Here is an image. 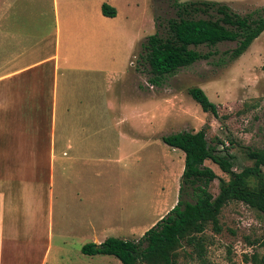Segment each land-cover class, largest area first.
Returning a JSON list of instances; mask_svg holds the SVG:
<instances>
[{
    "label": "rangeland",
    "instance_id": "rangeland-1",
    "mask_svg": "<svg viewBox=\"0 0 264 264\" xmlns=\"http://www.w3.org/2000/svg\"><path fill=\"white\" fill-rule=\"evenodd\" d=\"M186 1L190 0H132L130 7L125 2L119 4L121 17L129 16L123 22L128 32L142 36L130 54L108 52L110 38L106 34L102 37L104 51H97V59L108 65L112 54L119 61L125 60V55L127 63L128 59L133 61L135 84L143 90L137 102L115 106L121 94L118 78L107 80L96 73L80 83L78 75L70 72L64 82L61 65L57 75L51 63L33 70L42 72L41 83L33 87L41 99L30 101L31 117L23 112V104L16 109L10 141L14 142L16 167L25 162L27 175L37 184L34 191L41 194L42 207L33 228V239L38 240L32 255H48L47 264H121L111 255L83 254L81 247L93 240L87 236L95 230L136 241L176 204L184 153L165 144L163 135L204 129L209 144L234 155L236 171L253 164L247 157L248 149L264 146V31L234 60L229 54L235 42L203 46L201 51L215 53L166 75L159 85L150 82L142 43L153 33L164 35L167 20L176 17L175 4ZM212 1L225 3L243 16L264 9V0ZM32 6L33 13L40 7L47 14L41 20L33 15L30 28L48 37L46 45L32 56L54 52L52 0H33ZM121 23L113 28L120 30ZM121 37L120 32L113 34L116 43H121ZM28 46L33 48L36 43L29 40ZM116 67L122 70V65ZM191 86L204 90L216 104L217 116L204 112L190 97L187 89ZM64 91L70 95L63 100ZM84 92L90 94L89 103L77 98ZM68 135L74 141L86 137L91 145L88 156L71 159L67 151L63 160H52L50 153L54 148L57 154L58 148L53 140L59 142ZM132 135L136 141L131 140ZM6 140V133L0 131V145ZM204 165L217 175L209 185L216 195L219 178L228 179V175L210 160ZM219 221L221 232L215 233L209 226L202 234L211 264H254L251 255L263 250L259 239L264 236V214L233 201L222 208ZM195 255L193 247L184 246L177 264H198Z\"/></svg>",
    "mask_w": 264,
    "mask_h": 264
},
{
    "label": "trees",
    "instance_id": "trees-1",
    "mask_svg": "<svg viewBox=\"0 0 264 264\" xmlns=\"http://www.w3.org/2000/svg\"><path fill=\"white\" fill-rule=\"evenodd\" d=\"M175 8L176 17L167 20L166 33H153L142 43L151 74L149 80L156 85L166 75L215 53L203 52L200 47L235 42L229 54V59L234 60L264 31V14L259 13H264V9L243 16L227 4L212 0L176 3ZM101 13L113 17L116 9L103 2ZM187 93L204 112L218 115L216 104L208 99L202 88L191 86ZM161 140L184 153L176 204L138 240L108 236L100 243H85L81 247L83 254L111 255L121 264H177L184 246H191L198 264H211L205 255L202 234L209 226L215 233L221 232L219 216L225 205L242 202L264 214V146L248 149L247 157L253 164L236 171L234 155L209 144L204 129L163 135ZM206 160L228 175V179L219 178L216 195L211 193L209 185L217 175L204 165ZM259 246L262 252L253 253L250 258L254 264H264V236L259 239Z\"/></svg>",
    "mask_w": 264,
    "mask_h": 264
},
{
    "label": "crops",
    "instance_id": "crops-1",
    "mask_svg": "<svg viewBox=\"0 0 264 264\" xmlns=\"http://www.w3.org/2000/svg\"><path fill=\"white\" fill-rule=\"evenodd\" d=\"M32 2L33 0H0V131L7 135V140L0 145V264H47L48 255H32L33 246L38 240L33 239V228L38 224V212L42 207L41 194L34 191L37 184L32 180V175H27L25 162L16 167L14 142L10 141V135L13 136L15 129L16 109L23 104V112L26 111L31 117L33 110L30 101L41 99L33 91V87L41 83L42 72L33 70L51 63L56 75L61 65L64 76L70 72L77 74V81L80 83L88 82L96 73L107 80L118 78L121 90V94L116 97L120 101L115 104L118 108L143 97V90L135 84L137 71L132 68L131 59L127 63L126 55L125 60L119 61L111 54L110 63L106 65L101 58H96L97 51H104L101 44L104 34L110 38L108 52L112 50L130 54L133 47L137 49L142 36L138 38L128 32L127 23L123 22L129 16L125 14L127 17L122 18L119 7L122 2L130 7L132 0H52L55 51H44L37 56H32L33 52L41 50L48 42V37L47 34H39L38 29L32 30L30 21L33 15L41 20L47 13L46 9L43 11L40 7L39 11L33 13ZM103 2L116 9L115 16L108 17L101 13ZM120 21L123 23L122 28L116 31L113 26ZM119 32L122 41L120 43L117 40L116 43L113 34ZM29 40L35 42L36 46L29 47ZM117 65H122V70L115 69ZM69 95L64 91L62 99H68ZM89 95L84 92L77 98L89 103ZM54 96L57 97V86ZM64 107L68 109L67 105ZM53 111L56 112V107ZM82 137L77 141L70 135L66 138L62 136V141L59 142L54 139L53 146L56 144L58 148L57 154H54V148L51 151V159L63 160L67 151L71 159L81 160L87 157L91 145L85 140V136ZM131 140L136 141V138L132 135ZM103 233L94 230L87 237H92L94 243L98 238L97 243H100L108 237Z\"/></svg>",
    "mask_w": 264,
    "mask_h": 264
}]
</instances>
